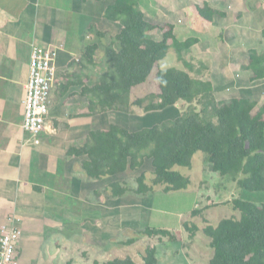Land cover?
Masks as SVG:
<instances>
[{"label":"crops","instance_id":"0c3cea01","mask_svg":"<svg viewBox=\"0 0 264 264\" xmlns=\"http://www.w3.org/2000/svg\"><path fill=\"white\" fill-rule=\"evenodd\" d=\"M115 1L0 0V230L11 224L12 217L21 219L22 235L18 246L21 264H103L114 259L112 245L124 241L126 232L136 237L139 231L149 227L168 230L179 240L183 233L181 239H184L185 224L194 220L192 213L208 206L202 193L192 188L165 193L162 187H157L147 196L128 193L112 200L108 186L118 182L135 185L136 179L133 183L129 178L132 172L102 180L88 179L82 170L88 157L68 155L71 148L84 145L92 131L107 130L112 124L132 132L143 128L132 126L127 116L116 111L83 116L89 105L88 98L82 94L83 86H93L94 78L89 80L85 75L87 71L82 73L79 68L70 67L73 61H79L88 46L98 44L95 73L102 72L105 45L122 27L105 18L106 10ZM140 1L144 10V0ZM219 3L223 8L225 2ZM217 10L226 12L221 8ZM248 13H244L243 20L250 15ZM197 17L207 25L213 24ZM195 19H191L192 24L187 23L197 33ZM170 23L178 27L176 22ZM235 24V27L240 25ZM230 25L218 20L219 33L224 39H218L219 44L227 43L224 33ZM238 29L240 32L228 42L233 49L232 56L226 47L220 50L221 59L227 63L232 60L238 85H245L243 95L234 98H251L264 105L261 95L252 89L257 81L250 80L251 73L247 70L249 53L252 50L264 52L251 48L250 39L242 36L241 26ZM246 30L249 32L250 28ZM98 32L106 33L107 37L99 38ZM176 37L183 42L193 36ZM206 37L212 36L207 34ZM34 45L51 51L58 69L50 99L49 126L40 136V145H35L33 136L22 128ZM229 81L235 84V80ZM259 85L261 83L256 86ZM178 194L188 195V204L181 206L177 213L166 211L162 207L165 199ZM200 233L190 240L199 239ZM202 240L206 245L204 251L208 250L210 257L197 253L198 257L191 261L196 259L208 264L213 251L209 239ZM158 242L162 243L159 239ZM152 247L156 248L161 264L158 246Z\"/></svg>","mask_w":264,"mask_h":264},{"label":"trees","instance_id":"16d2710c","mask_svg":"<svg viewBox=\"0 0 264 264\" xmlns=\"http://www.w3.org/2000/svg\"><path fill=\"white\" fill-rule=\"evenodd\" d=\"M140 2L116 0L106 10L105 18L120 23L122 27L105 45L102 72L95 73L98 44L88 46L79 61L70 64L71 68L77 67L82 73L87 71V79L94 78L93 86H83L82 94L89 100L83 116L110 111L130 115L161 112L180 102L188 103L190 108L175 119L135 132L117 124H112L107 130L92 131L86 143L71 148L68 155L88 157L82 166L88 179L102 180L126 172L139 174L135 185L118 182L108 186L107 192L112 200L128 193L147 196L157 187H162L165 193L190 189L192 178L175 168L192 169L194 156L199 152L207 156L206 169L221 180L236 182L240 190L264 192V105L251 98H232L220 105L211 80L196 79L189 71L175 68L157 72V93L131 98L134 88L146 83L158 63L167 56L170 41L180 55L184 48L189 50L198 43L192 38L180 42L175 35L174 24L151 22ZM196 9L207 22H214L218 14L209 2L196 6ZM156 31L160 32V40L150 36ZM97 36L103 39L107 34L98 32ZM249 62L250 80L264 79V53L252 50ZM197 107H201L200 110ZM147 161L153 169L152 180L142 172ZM214 177L210 175L207 178ZM202 195L206 200H213L209 195ZM216 206L212 204L204 210H195L192 218ZM219 206H228L239 214L220 219L216 224L206 221L207 226L203 230L196 224L192 227L185 224L191 239H195L200 231L209 239L213 256L208 264H264V203L233 198ZM138 233L159 237L160 240L168 237L171 242H178L168 230L149 227ZM137 240L139 236L119 245L130 246ZM142 258L143 264H159L154 247H147ZM103 264L137 263L128 256Z\"/></svg>","mask_w":264,"mask_h":264},{"label":"rangeland","instance_id":"374dc122","mask_svg":"<svg viewBox=\"0 0 264 264\" xmlns=\"http://www.w3.org/2000/svg\"><path fill=\"white\" fill-rule=\"evenodd\" d=\"M222 1L225 2L223 8L219 3ZM206 2H209L216 10L219 8L226 10L225 14L218 11L212 25H207L203 20L197 19L198 12L196 6L203 5ZM263 7L264 0H144L143 11L151 22L158 25H164L171 21L176 22L178 27H175V32L176 35L179 36L178 38L184 39L185 35H190L193 37H188L185 41L192 38L197 39L199 43L193 46V50H187L184 48L180 55L176 47L170 41L171 46L168 50L167 56L158 63L156 69L146 83L134 88L131 98H143L151 93H157V72L159 70L171 68L189 71L196 79L211 80L215 87V96L220 105L234 97L243 95L242 93L245 92L243 91L245 85H238V80L234 78L232 60L227 63V61L221 59V53L223 48L226 47L228 49L227 52L230 51L229 56H232L233 49L229 43L232 42L231 39H233L231 36L235 37L237 32H240V29H238L239 26H241L244 31L242 36L250 39L248 40L251 42V48H258L264 52V13H261V10H264ZM248 12H250V15H247V18L245 17L246 19L243 20L245 16L244 13L249 14ZM192 18H196L194 25L198 26L197 33L188 26V23L192 24ZM218 20L221 24L231 23V27H229L224 33L227 43H218V39L220 40L222 36L219 33L221 28L218 26ZM235 23L240 25L237 26ZM234 24L237 27L233 26ZM200 28H203L204 33ZM246 28H250V31L248 32ZM207 34L212 37L207 38ZM196 35L199 36V38L196 37ZM150 36L157 40L161 39L159 31L151 33ZM221 39L224 41L223 37ZM200 41L204 43L201 44ZM229 80H232V82L235 80V84L232 85ZM263 81L264 79L257 80V82L252 85V89L255 90L257 94L261 95L262 100H264V90H262V86L264 85ZM258 83H261V85L256 86ZM194 106H196V103ZM189 108L190 105L188 103L180 102L178 105L161 112L139 113L140 115L136 114L134 116L123 112L119 113L125 117L127 116L129 123L132 126L144 128L159 124L165 120L175 119ZM197 108L200 110L201 107ZM206 158V154L199 152L194 156V165L192 169L189 170L182 167L175 168V170L183 175L192 178L193 184L190 188L197 189L213 199L210 201L208 200V206L212 204L217 205L216 207L209 209V211H205L204 214L194 218L191 222L189 220L187 224L190 227H192L193 224H196L199 228H202L201 230H203L207 226L205 224L206 221H211L213 224H216L220 219L231 218L236 213L239 214V212L234 211L228 206L218 207V204L232 200L233 198H241L257 204L264 203V192L240 190L236 182H225L218 178V175L210 173L209 170L206 169ZM142 172L147 174L149 180L154 178L150 161H147ZM210 175L215 177L207 178ZM129 178L134 183L136 176L131 173ZM202 181H204V183L201 185ZM129 184L131 185V182H129ZM170 196V199H165V204L162 206L168 212L177 213L181 206L188 204V199H186L189 198L188 195L178 194ZM160 203L162 205V202ZM162 217L164 218L167 216L163 215ZM184 235L189 239H181V236L179 235L180 240L177 237L178 242H171L168 237H165L161 239L162 243H160L158 242L159 237L142 236L138 233L137 236H139V240L130 246L119 245V243H121L119 241L122 240L118 239L119 241L114 242L115 244L112 245L111 257L126 258L130 256L137 264H143L142 254H145L147 247L157 245L161 264H205L206 262H198L196 259L191 261V258L198 257L197 253L208 257V250L204 251L205 249L203 248H206V245L202 240L205 238L203 233H200L198 236L199 239H196L195 241L190 240V233L188 231L187 233L185 232ZM134 237L135 236H132V234L129 235V233L126 232L125 238H123L124 241L122 242H127ZM85 257L88 258L87 255Z\"/></svg>","mask_w":264,"mask_h":264},{"label":"built area","instance_id":"2783aa9c","mask_svg":"<svg viewBox=\"0 0 264 264\" xmlns=\"http://www.w3.org/2000/svg\"><path fill=\"white\" fill-rule=\"evenodd\" d=\"M57 66L51 51L34 45L30 62L29 80L24 100L22 128L41 144V135L47 132L50 117V99L57 80ZM9 226L0 230V264H21L18 246L22 231L20 218L12 217Z\"/></svg>","mask_w":264,"mask_h":264}]
</instances>
